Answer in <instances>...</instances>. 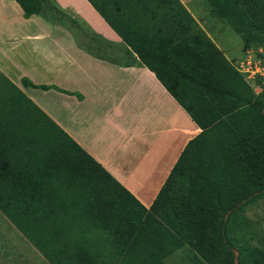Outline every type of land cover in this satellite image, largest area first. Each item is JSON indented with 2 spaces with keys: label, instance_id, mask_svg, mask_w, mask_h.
Segmentation results:
<instances>
[{
  "label": "trees",
  "instance_id": "trees-1",
  "mask_svg": "<svg viewBox=\"0 0 264 264\" xmlns=\"http://www.w3.org/2000/svg\"><path fill=\"white\" fill-rule=\"evenodd\" d=\"M15 1L24 18L60 23L63 16L48 0ZM86 1L200 131L144 208L0 74V213L47 264H166L184 245L206 264H233V251L245 264L244 251L229 242L227 221L264 194L258 163L264 149L256 143L264 137V118L253 105L240 112L241 88L218 86L206 75L213 73L210 53L224 62L177 0H111L110 14ZM203 1L230 23H238L243 6L256 29L264 26L263 0ZM200 79L207 93L201 98L193 90ZM22 85L69 94L25 79ZM208 99L216 108L203 105ZM254 260L264 264V255Z\"/></svg>",
  "mask_w": 264,
  "mask_h": 264
},
{
  "label": "crops",
  "instance_id": "crops-1",
  "mask_svg": "<svg viewBox=\"0 0 264 264\" xmlns=\"http://www.w3.org/2000/svg\"><path fill=\"white\" fill-rule=\"evenodd\" d=\"M48 1L60 23L0 0V74L148 208L200 130L86 0Z\"/></svg>",
  "mask_w": 264,
  "mask_h": 264
},
{
  "label": "rangeland",
  "instance_id": "rangeland-1",
  "mask_svg": "<svg viewBox=\"0 0 264 264\" xmlns=\"http://www.w3.org/2000/svg\"><path fill=\"white\" fill-rule=\"evenodd\" d=\"M177 1L207 37L224 62V66H222L218 63L219 61L215 55L210 53L207 56L210 65L208 67L213 73L207 70L206 75L211 74L213 80L217 81L218 86L223 83L227 84L228 88H241L244 95L240 102V112L244 111L246 106L253 105L259 115L264 118V76L261 73H254L253 70L254 68L264 67V26L261 29H256L248 13L243 11V6H239L240 11H238L243 14L235 15L238 23H230L218 17V15L212 14L208 4L203 0ZM229 69L233 70L237 76L231 77ZM223 70L227 73L226 75ZM201 73L202 71L200 75ZM215 76L226 78L223 79L222 77L220 82V78L217 80ZM191 85H188V87H191ZM204 86L205 83L202 79H200V82L194 81V87H192L197 97L201 98L204 93L207 94L204 91ZM183 102L188 105L185 99ZM199 105H202L201 101ZM203 105L216 108L214 102L209 99ZM235 138L236 143L243 142V138L237 136ZM256 143L260 149H264V137L258 139ZM260 154L258 163L262 165V170L259 174L260 181L264 182V154ZM227 236L235 250L241 249L244 251L240 261L250 264L252 258L256 262L262 260L264 255V194L229 215ZM194 255V251L190 250L189 246L184 245L172 252L165 259V262L166 264H206L197 256L194 258ZM0 264H47L1 213Z\"/></svg>",
  "mask_w": 264,
  "mask_h": 264
},
{
  "label": "built area",
  "instance_id": "built-area-1",
  "mask_svg": "<svg viewBox=\"0 0 264 264\" xmlns=\"http://www.w3.org/2000/svg\"><path fill=\"white\" fill-rule=\"evenodd\" d=\"M254 73L257 72V73H261L263 76H264V67L258 69V68H254Z\"/></svg>",
  "mask_w": 264,
  "mask_h": 264
},
{
  "label": "water",
  "instance_id": "water-1",
  "mask_svg": "<svg viewBox=\"0 0 264 264\" xmlns=\"http://www.w3.org/2000/svg\"><path fill=\"white\" fill-rule=\"evenodd\" d=\"M236 255H237V254H236V251H233V256H234V257H233V264H238V263H237V259H236Z\"/></svg>",
  "mask_w": 264,
  "mask_h": 264
}]
</instances>
